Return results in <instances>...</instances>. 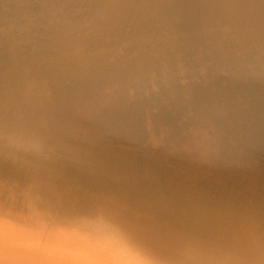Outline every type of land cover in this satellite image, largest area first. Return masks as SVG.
Wrapping results in <instances>:
<instances>
[{
  "label": "bare ground",
  "instance_id": "6f19581e",
  "mask_svg": "<svg viewBox=\"0 0 264 264\" xmlns=\"http://www.w3.org/2000/svg\"><path fill=\"white\" fill-rule=\"evenodd\" d=\"M86 2L76 29L34 42L35 4L25 14L21 0H0V145L22 159L74 160L132 191L163 196L167 186L203 222L243 213L264 227V205L245 196L264 172V0ZM112 215L105 222L122 234L126 222ZM127 232L147 264L182 263L137 247L139 229ZM243 248H228L230 260L264 261Z\"/></svg>",
  "mask_w": 264,
  "mask_h": 264
},
{
  "label": "rangeland",
  "instance_id": "374dc122",
  "mask_svg": "<svg viewBox=\"0 0 264 264\" xmlns=\"http://www.w3.org/2000/svg\"><path fill=\"white\" fill-rule=\"evenodd\" d=\"M32 1L33 0H21V4L20 3L19 4L21 6V10L25 11L24 12L25 14L29 13V10H30V4L29 3H32V5H33V3L35 4V5H33L34 8L32 6V9H31L33 16L35 15L33 18L34 20H33V24H32L33 28L35 27V29H33V32H31V34L33 35V39H34L33 41L34 42L41 40L43 38V36H46V35L51 36L52 34L55 35V33L57 31H60L61 25L66 26V24L69 25V23L70 24L72 23L71 27L72 28L74 27L76 29L75 25L80 24L82 22L81 20H83L85 14H86L85 2L87 0H76V1L75 0H68L69 2L67 0H62V1L61 0H58V1L53 0V2H52V0L51 1L50 0H34L33 2ZM45 1H46V3H45ZM56 1L58 3H56ZM59 2H61V3H59ZM63 2H65V4ZM70 2H71V4H70ZM75 2L77 3L76 5H75ZM43 3L46 4L47 6L44 5ZM50 3H52V5ZM67 3H69L70 5ZM54 4H55V6H54ZM57 4H59V7L56 6ZM80 4H81V6H80ZM71 5H73V7H71ZM53 6L57 7V8H55V10H54ZM60 6H61L62 10L60 9ZM46 7L49 9H47ZM71 8H75V9L71 10ZM81 9H83V10H81ZM56 11H58V13L59 12L60 13L57 14ZM74 11H75V13L77 11L80 13H76L74 16ZM47 12L51 16L48 15ZM53 13H54V15H53ZM61 13H63V15H65L64 13H66V17L64 18V16L61 15ZM37 14H38V16H37ZM42 14H44V15H42ZM39 16H41V17L39 18ZM68 16H70V18ZM50 17H51V19H50ZM60 17H63V18H60ZM47 18L50 19V22L53 21L54 24L52 22L51 23L48 22L49 20H45ZM66 18L68 20L69 19L70 20L73 19V20L70 22V20L68 21ZM39 19H41L42 21ZM44 21H45V23H44ZM57 21H60L59 22L60 24ZM39 22H41L42 24ZM37 24L39 26L41 24L40 28ZM44 25H45V28L43 27ZM55 26H57V27H55ZM58 26L60 29L58 28ZM53 27H55V29ZM47 28L49 30H47ZM52 28H53V30H51ZM39 29H40V31H39ZM48 31H49V33H47ZM52 31H54L55 33ZM34 32H35V34H34ZM34 42L32 44H34ZM45 42H49V41L47 40ZM3 151H5V153ZM0 162H1L0 163V166H1L0 167V203L2 204V205H0V207L6 206L7 208H11V207L12 208H14V207L18 208V207H21V205L23 206V205L31 204L34 202L36 205H38L37 207L41 208L42 210L46 211L49 214L51 213L50 215H52L54 217L66 218V219L67 218L68 219H71V218H87V219H92V220H99L100 219L103 222L106 221L105 219L107 217L110 218V215L113 214L112 218L113 217L117 218L120 221H122L123 223L126 222L125 224H123V226L121 225L120 231L122 232V234L121 233L120 234L122 236L127 237V239H130L128 236H126L128 233L127 231H130V232L132 231L134 233V232H136V230L139 229L140 233H138L136 235L135 234L132 235V236L136 237L133 240V242L136 243L137 247H139L141 249H147V250L151 249L149 251H155L156 253H159L163 256H174L175 262L182 261L183 264H245V263H242L241 261L230 260V258L232 257L233 251L227 250L228 248H235L236 253H240L241 252V251H239L240 249H245L243 247H248V248L253 249V250H255V249L259 250V253L262 254V257L264 256V227L260 226L259 223L257 221H255V219H253L251 216L246 217L243 215V213H241L235 221L228 223L227 225H225L226 223H219V224L214 223L213 224L211 221H210V223L207 221L203 222L204 220H202V219L199 220L196 216H194V214L190 210H188L185 207V205L181 201H179L176 197H174V195L172 194L173 192L171 190L169 191V189L166 188L167 187L165 185V184H167L166 182L164 184V186H166V187H164L165 190L163 191V194H164L163 196H159L158 194H156L157 192H155V190H153L152 188H148V187L142 188V191H136V190L132 191V190H130V187L126 188V184L120 185L119 183H122V182L118 181L119 183H115L114 181H111L107 178H104L100 175V173H95V172L90 171L89 169H86V167H81L80 165L76 164V162L74 160H71L70 162L65 163V162H61V161L59 162V161H50V160L46 161V162H41L36 157L34 158V157H29V156L27 158L22 159L20 157L15 156V155L13 156L9 152H7L5 147H3L2 145H0ZM60 166H62V167H60ZM19 167H20V169H19ZM58 168H59V170H58ZM19 170L21 173L19 172ZM14 174L17 176H14ZM68 174L69 175L71 174V175L69 176ZM42 179H44V180H42ZM13 180H14V182H13ZM262 181H263V183H261ZM6 184H7V186H6ZM23 186H24V188H23ZM261 186H262V188H261ZM16 187H18V188H16ZM20 187H21V189H20ZM249 187H248V189L246 191V195H245L246 199H247L246 200L247 203H249L253 206L264 205V202H263L264 201L263 200L264 199V197H263V195H264V189H263L264 188V172H262L258 177H256V179L253 181L252 184L249 185ZM86 188H88V189H86ZM6 193H8V194H6ZM89 194H92V195H89ZM108 194H110V195H108ZM256 194L258 195V198H257ZM105 195H107V197H105ZM154 195H155V197H154ZM254 195H255V197H254ZM14 197H16V198H14ZM86 198H88L87 201H86ZM108 198H110V200ZM5 199H7V200L5 201ZM14 200H16V201H14ZM124 202H125V205H124ZM8 203H10V204H8ZM120 203H122L123 205ZM137 206H138V208L135 209V207H137ZM94 209H95V211H94ZM54 210H55V212H54ZM53 213H55V214L53 215ZM83 213H85V214H83ZM171 213H172V215H171ZM173 214H174V216H173ZM80 215H83V216H80ZM158 215H159V217H158ZM162 216H163V219H162ZM170 216H172V218H170ZM180 216H182V217H180ZM180 218H181V220L182 219L183 220L181 221ZM184 218H185V220H184ZM187 218L189 220H187ZM171 220H173V221L171 222ZM187 221H188V223H187ZM190 221H192V222H190ZM105 223L109 224L108 222H105ZM191 223H193V224H191ZM211 223L213 224L214 227L212 226ZM171 225H172V227H171ZM188 225L190 227H188ZM217 225H218V227L220 226L219 227L220 230H218V228H216L219 232L215 229V227H217ZM113 227L115 228L117 226H113ZM137 227H139V228H137ZM191 227L192 228L197 227V229H193V231H194L193 232ZM209 227L214 229V231L212 229H210ZM189 228H191V229H189ZM180 229H182L183 231ZM205 229H207V231ZM204 230L206 231V235H205ZM164 231H165V233H164ZM190 231H192V232H190ZM203 231H204V233L202 234ZM216 232H218V234ZM208 233H210V234L208 235ZM147 234L150 235V237H151L150 239H149V236ZM199 234H201V236ZM214 234H216L217 236ZM163 235H164V237H163ZM195 235H197V236H195ZM205 237H206V239H205ZM177 238H179L180 240ZM211 238H213V239H211ZM220 238H221V240H220ZM194 239H196V242ZM215 240H216V242H215ZM222 240H225L226 242L225 241L222 242ZM173 241H175V242H173ZM185 242H186V244H185ZM187 242H188V244H187ZM201 242H202V244H201ZM173 245H174V247H173ZM184 246H186L187 248ZM172 248H174V249H172ZM176 252H177V254H176ZM224 252H226V253H224ZM182 263L180 262V264H182ZM247 264H249V263H247ZM255 264H264V261L263 262H257Z\"/></svg>",
  "mask_w": 264,
  "mask_h": 264
},
{
  "label": "clouds",
  "instance_id": "9594fccd",
  "mask_svg": "<svg viewBox=\"0 0 264 264\" xmlns=\"http://www.w3.org/2000/svg\"><path fill=\"white\" fill-rule=\"evenodd\" d=\"M0 264H147L113 226L54 217L33 202L0 207Z\"/></svg>",
  "mask_w": 264,
  "mask_h": 264
}]
</instances>
